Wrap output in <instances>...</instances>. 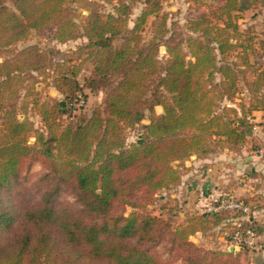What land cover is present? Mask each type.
Listing matches in <instances>:
<instances>
[{
  "label": "trees",
  "instance_id": "1",
  "mask_svg": "<svg viewBox=\"0 0 264 264\" xmlns=\"http://www.w3.org/2000/svg\"><path fill=\"white\" fill-rule=\"evenodd\" d=\"M113 1L114 13L100 12L101 2ZM140 1L145 9L130 28L123 0H0V264H170L146 245L162 239L161 227L188 252L190 264H248L246 248L204 249L189 240L197 233L217 238L241 213L201 209L174 225L150 212L122 210L143 208L153 194L179 186L184 161L203 151L209 137L230 140L232 150L244 145L251 114L264 112V70L228 56L243 47L237 45L245 35L237 14L260 0H209L208 14L187 19L186 36L170 30L162 0ZM81 8L87 15L78 21ZM150 17L151 38L144 42ZM46 35L61 45L86 42L62 59L57 49L19 47ZM86 64L91 70L81 78ZM243 67L251 69V79ZM40 76L68 100L69 114L61 104L37 98ZM242 88L250 96L247 111L226 117L221 104ZM84 89L106 91L103 106L63 124ZM32 109L41 127L30 120ZM145 118L148 123H141ZM136 125L139 136L127 143L126 129ZM32 158L46 167L44 181L53 182H44L40 197L30 201L18 186ZM140 189L145 200L134 196ZM66 190L97 216L85 219L62 204L58 197ZM255 213L250 224L259 232Z\"/></svg>",
  "mask_w": 264,
  "mask_h": 264
},
{
  "label": "rangeland",
  "instance_id": "2",
  "mask_svg": "<svg viewBox=\"0 0 264 264\" xmlns=\"http://www.w3.org/2000/svg\"><path fill=\"white\" fill-rule=\"evenodd\" d=\"M126 2L127 5L130 7L129 16H128V25L130 28H132L134 25V20L136 17L142 12V10L145 9L144 2L140 0H123ZM101 13L104 15H107L108 13H114L115 7L118 6V1H113L111 3H105L101 2ZM163 4V10L161 12L165 13L167 16V24L170 28V30H176L182 35H187L186 31V21L188 18H196L201 14H208L212 8L210 6L214 5V3L209 2V0H162ZM78 15V17H77ZM87 15L86 9H78L76 11V19L78 21L84 20V16ZM238 19L235 21L239 25V30L243 32L245 35L240 36L237 38V45L242 44L243 47L237 48L235 51L231 52L228 56V60L230 62H237V65H243L244 58L248 60V64L256 69V72L262 73L264 70V0H260L259 4L255 7H251L248 10H243L239 12ZM152 22H154V18L150 17L147 20L146 23V29L144 32V42H147L151 38V27ZM157 22V21H156ZM51 35H46L43 37L36 38L35 36L30 37L29 41L25 43L24 45H19V47L29 45V43H35L38 44L40 47H46V48H53L57 49L60 52L59 58H63L65 54H69L71 52H74L77 47L81 46L83 43L86 42L85 38L79 39L77 41L68 42L64 45H61L59 43H55L51 40ZM250 39V41H247V39ZM236 41H232V43H235ZM121 43V40H117L114 42L115 46H119ZM244 48H247L245 50ZM161 55H160V61L165 62L166 61V51H164V48L161 47L160 49ZM246 71V75L249 79L252 78L251 69L247 67H243ZM91 70V66L86 64L84 67V70L81 74V78L85 75L89 74V71ZM38 80L40 83L36 85L35 92L38 93L37 98H39L40 101H45L49 103L50 105H56L57 103L61 104L68 114L70 113V110H68L67 101L58 93L56 92L55 88L51 84V79H48L46 76H40L38 77ZM243 90L241 93H238L231 102L224 101L220 108H225L227 110L226 114H224L226 117L229 118H235L237 115H240L241 110L245 107V110L247 111L250 103V96L248 93H246L245 88H242ZM84 94V96H83ZM106 91H99V92H91L88 91V89H84L82 92V98L84 99L83 107L75 108L74 115L69 119L67 116L63 118V124L70 120H74L78 116H90L95 108L102 107V102L104 100ZM30 101V100H27ZM31 107V106H30ZM218 109L221 111V109ZM237 111V112H236ZM262 112V111H261ZM157 115L163 114V108H157L156 109ZM222 113V112H220ZM248 115V114H247ZM1 117V115H0ZM30 120L34 121V124L36 127H41L40 118L35 113V111L32 109L30 111ZM251 120V119H250ZM264 120V115H263ZM141 123H148L147 118L142 120ZM252 123V128L254 126V123ZM1 124V123H0ZM260 124V123H256ZM264 128V124L262 126ZM126 136H127V143L134 142L137 140L139 133H140V125H136L134 129H126ZM264 130V129H262ZM255 128L251 129L250 134L246 137L244 145L239 150H232L230 147L232 145L229 143L230 140L220 138L219 136L215 137H209L206 141L204 150L199 152L198 156H205L206 154L212 153L215 154L217 151L219 153H222L224 150H230L232 152L240 151L241 154H252V151H256L259 149L264 150V145H260V143H252L253 140V134H254ZM35 137H31V140L34 141ZM262 144H264V139L261 141ZM264 158V157H263ZM179 164V163H175ZM182 171V169H181ZM47 172L46 167L43 165V163L40 160H36L35 158L28 160L26 166L23 168L21 172V181L18 186V191L21 193V197L25 200H37L40 197V194H42L41 187L43 186L44 182L52 183L53 180L43 179L44 174ZM174 190L170 192H157L156 194L152 195V201L151 204L146 205L143 208H131L129 206H126L122 211L125 213V215H129L134 210H141L150 212L155 216H162L164 219H166L170 224H177L183 222V218L180 215L181 212H186L188 208H183L181 206H178V201L176 196L174 195ZM134 196L138 199H142L145 196L146 193L143 190H138ZM58 200L61 201L62 204L67 206L71 211H73L75 214L84 217L85 219H91L95 218L97 214L91 213L87 208H85L80 201L78 200L77 196H75L73 193H70L69 191H65L61 194H59ZM165 202V207L162 208V204ZM176 201V202H174ZM175 204V205H174ZM185 209V210H184ZM189 212V211H187ZM97 220H99L97 218ZM159 232L162 233V239L158 242H150L147 243V247L149 250L156 255L162 262H168L170 264H190L188 261L185 260V257L188 255V252L182 247L179 246L178 243H174L172 241V235L169 234L166 230H163V227L159 230ZM218 238V239H217ZM215 238L212 235H192L189 237V240L194 242L195 245H199L204 249H215L219 247H222V249L226 250L230 247L228 246L226 242H224L223 237L218 235V237ZM223 243L222 245L220 243ZM232 248V247H231ZM256 251H251L250 253H254ZM256 258V257H254ZM256 264H262V262L256 260Z\"/></svg>",
  "mask_w": 264,
  "mask_h": 264
},
{
  "label": "crops",
  "instance_id": "3",
  "mask_svg": "<svg viewBox=\"0 0 264 264\" xmlns=\"http://www.w3.org/2000/svg\"><path fill=\"white\" fill-rule=\"evenodd\" d=\"M263 115L264 112L251 114L250 121L254 123L255 128L252 140L254 144L264 145L261 142L264 139ZM239 152L224 150L222 153L217 151L202 157L191 154L190 158L184 161L181 171L182 183L174 188V195L178 201L177 208H188L189 212L180 213L181 217H184L183 222L193 214L201 212L205 196L212 197L219 191H230L252 202L256 207L254 218L260 228L263 246L248 254V264H256V260L264 264V158L256 151H252L250 155Z\"/></svg>",
  "mask_w": 264,
  "mask_h": 264
},
{
  "label": "built area",
  "instance_id": "4",
  "mask_svg": "<svg viewBox=\"0 0 264 264\" xmlns=\"http://www.w3.org/2000/svg\"><path fill=\"white\" fill-rule=\"evenodd\" d=\"M84 99L81 95L77 96V99L72 104L74 110L78 107H83ZM257 154L264 157V150H257ZM202 211L206 213H241L242 218H238L233 223V228L230 230L226 228L222 231L221 235L224 242L228 246L232 247L234 250H239L241 248H246L249 252L259 250L263 246L261 241V234L258 230L250 223H252V215L255 212V206L252 202L246 200V198H241L230 191H219L216 195L210 197L205 196V202L201 206ZM246 219L249 224H244L242 220ZM223 244L222 242L220 243ZM222 248V247H220ZM228 249V248H227Z\"/></svg>",
  "mask_w": 264,
  "mask_h": 264
},
{
  "label": "water",
  "instance_id": "5",
  "mask_svg": "<svg viewBox=\"0 0 264 264\" xmlns=\"http://www.w3.org/2000/svg\"><path fill=\"white\" fill-rule=\"evenodd\" d=\"M233 250H234V248H231V247L229 248V251H233Z\"/></svg>",
  "mask_w": 264,
  "mask_h": 264
}]
</instances>
